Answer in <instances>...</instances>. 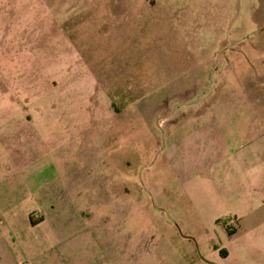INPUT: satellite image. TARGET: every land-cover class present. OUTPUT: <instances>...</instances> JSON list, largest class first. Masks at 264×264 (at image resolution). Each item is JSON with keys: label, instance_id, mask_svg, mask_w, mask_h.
Here are the masks:
<instances>
[{"label": "rangeland", "instance_id": "1", "mask_svg": "<svg viewBox=\"0 0 264 264\" xmlns=\"http://www.w3.org/2000/svg\"><path fill=\"white\" fill-rule=\"evenodd\" d=\"M263 164L264 0H0V264H264Z\"/></svg>", "mask_w": 264, "mask_h": 264}, {"label": "crops", "instance_id": "2", "mask_svg": "<svg viewBox=\"0 0 264 264\" xmlns=\"http://www.w3.org/2000/svg\"><path fill=\"white\" fill-rule=\"evenodd\" d=\"M248 171H249V168L247 169ZM254 173H256V174H259L258 175V183L259 184H257L256 183V187H258V185H261L262 187H264V164L263 165H261L259 168H255V171H254ZM41 219V218H40ZM32 221V220H31ZM254 227H252V226H249V229L248 230H252Z\"/></svg>", "mask_w": 264, "mask_h": 264}]
</instances>
